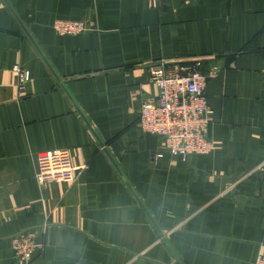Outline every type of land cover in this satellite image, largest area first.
I'll return each instance as SVG.
<instances>
[{"label": "crops", "instance_id": "crops-1", "mask_svg": "<svg viewBox=\"0 0 264 264\" xmlns=\"http://www.w3.org/2000/svg\"><path fill=\"white\" fill-rule=\"evenodd\" d=\"M57 19L89 28L60 35ZM189 60L221 70L213 150L183 160L138 115L149 67ZM60 148L84 168L39 183V153ZM263 160L264 0H0V264L30 228L31 264H255Z\"/></svg>", "mask_w": 264, "mask_h": 264}, {"label": "built area", "instance_id": "built-area-1", "mask_svg": "<svg viewBox=\"0 0 264 264\" xmlns=\"http://www.w3.org/2000/svg\"><path fill=\"white\" fill-rule=\"evenodd\" d=\"M162 1V0H155ZM54 30L60 35H75L88 30V25L80 20L57 19ZM221 69L212 65L206 70L201 61L159 62L149 67V82L155 85L157 94L142 100L138 122L141 130L150 135L160 136L169 155L186 159L191 154H207L213 150L209 124L212 109L205 88L210 78ZM18 87L23 90L30 73L15 66ZM162 152L157 157H162ZM81 167L71 163L66 148L44 151L38 155L36 179L39 183L47 181H75ZM256 170L264 181V160ZM11 250L14 264H31L32 256L42 245L36 240V229H24L11 236ZM255 264H264V255L259 254Z\"/></svg>", "mask_w": 264, "mask_h": 264}]
</instances>
